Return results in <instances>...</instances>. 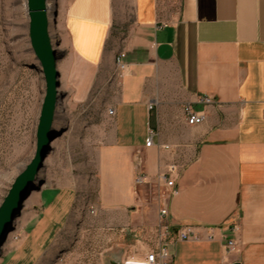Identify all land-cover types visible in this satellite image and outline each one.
Segmentation results:
<instances>
[{
	"label": "crops",
	"instance_id": "crops-1",
	"mask_svg": "<svg viewBox=\"0 0 264 264\" xmlns=\"http://www.w3.org/2000/svg\"><path fill=\"white\" fill-rule=\"evenodd\" d=\"M64 1L61 79H71L72 107L96 110L84 119L100 141L91 226L104 247L89 264H146L164 247L157 199L134 183L143 170L155 186L173 160L186 165L168 203L173 230H217L213 241L169 243L166 263L264 264V0H129L131 25L122 0ZM120 53L129 65L123 78ZM205 96L214 102L198 104ZM187 105L204 114L202 124H187ZM91 180L65 173L47 181L0 264H42L62 231L85 226L77 188ZM235 224L241 251L227 256Z\"/></svg>",
	"mask_w": 264,
	"mask_h": 264
},
{
	"label": "rangeland",
	"instance_id": "rangeland-1",
	"mask_svg": "<svg viewBox=\"0 0 264 264\" xmlns=\"http://www.w3.org/2000/svg\"><path fill=\"white\" fill-rule=\"evenodd\" d=\"M55 2L54 16L57 14V19L53 21L54 18L50 19V5ZM122 2L126 24L131 25L133 15L129 0ZM48 4L50 32L57 49L59 69L63 56L60 22L66 4L64 0H48ZM66 83H71V79L60 80L58 116L53 132L40 152L37 130L46 83L42 66L31 45L28 0H0V208L16 179L32 164L38 153L42 156L47 154L31 184L33 191L17 211L12 230L0 250L7 242L19 239L18 230L24 216L34 210L38 191L54 175L68 173L80 180L92 179L91 182H80L77 188L76 209L86 213L85 226L62 231L53 255L46 257L42 264H62L67 258L74 260V264H89L104 247L94 239L91 226L92 208L98 194L93 169L100 141L96 139L95 126L84 119L96 110L87 106L72 107L70 93L65 90ZM93 99H96V94L92 93L89 100ZM47 146L50 148L48 152L45 150ZM147 194L154 195L153 189L148 187Z\"/></svg>",
	"mask_w": 264,
	"mask_h": 264
},
{
	"label": "water",
	"instance_id": "water-1",
	"mask_svg": "<svg viewBox=\"0 0 264 264\" xmlns=\"http://www.w3.org/2000/svg\"><path fill=\"white\" fill-rule=\"evenodd\" d=\"M28 12L30 17L31 45L37 59L42 66V73L46 83V94L40 114L37 138L40 152L42 145L47 143L48 136L53 132V125L58 116V90L60 88L61 74L57 64V49L54 46L49 20L48 0H28ZM57 19V14H55ZM48 152L50 148L47 146ZM36 156L30 166L16 179L9 195L0 208V246L7 240L12 230L17 211L21 209L24 200L33 191L31 184L36 179L46 155Z\"/></svg>",
	"mask_w": 264,
	"mask_h": 264
},
{
	"label": "built area",
	"instance_id": "built-area-1",
	"mask_svg": "<svg viewBox=\"0 0 264 264\" xmlns=\"http://www.w3.org/2000/svg\"><path fill=\"white\" fill-rule=\"evenodd\" d=\"M120 59V66H118V78H123L128 74L129 65L126 62V54L123 53ZM211 97L205 96L200 97L198 104L200 105H211L213 103ZM153 107L150 106V110ZM184 114L186 122L190 126L200 125L204 122L205 116L202 112L196 111L192 105H187L184 108ZM109 115H115V109H109ZM155 132L149 130V135L146 141V147H151L154 145ZM159 148L165 151H172L173 148L170 145H160ZM142 160L139 157L138 166H141ZM186 165L179 160L171 161L164 170H160L155 178V186H151L154 183L145 174L143 170L137 175L134 183V188L139 190L141 187H150L153 189L155 198L157 199L159 205V227L157 230L158 240L163 244L159 251L151 253L146 261V264H165L170 259V254L168 252L167 246L169 243L173 242H185V241H213L215 239V231L217 229L210 228L207 229V233L203 234L197 227H180L177 230H173V226L168 221L169 217V201L179 194V189L177 186L178 179L182 175ZM147 187V188H148ZM136 190V191H137ZM94 212L92 208V213ZM222 230V229H220ZM240 226L235 224L227 230L231 235L225 240V250L227 256H233L239 254L241 251V241L239 239ZM167 264V263H166Z\"/></svg>",
	"mask_w": 264,
	"mask_h": 264
},
{
	"label": "bare ground",
	"instance_id": "bare-ground-1",
	"mask_svg": "<svg viewBox=\"0 0 264 264\" xmlns=\"http://www.w3.org/2000/svg\"><path fill=\"white\" fill-rule=\"evenodd\" d=\"M49 5V4H48ZM57 5V2H55V4H51L50 5V9H51V11H50V19H55V16H54V9L57 7L56 6ZM49 7V6H48ZM53 21H56V19L55 20H53ZM53 26L55 27L56 26V24H53ZM121 55H123V53H120L119 55H118V57H117V60H116V66H117V70H118V66H120V59H119V57H121ZM35 196V194L32 196V197H34Z\"/></svg>",
	"mask_w": 264,
	"mask_h": 264
}]
</instances>
